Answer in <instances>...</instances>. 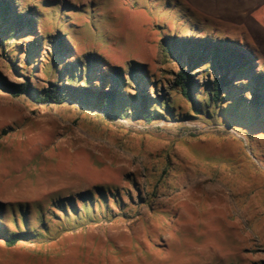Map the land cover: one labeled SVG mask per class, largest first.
<instances>
[{"label":"rangeland","instance_id":"1","mask_svg":"<svg viewBox=\"0 0 264 264\" xmlns=\"http://www.w3.org/2000/svg\"><path fill=\"white\" fill-rule=\"evenodd\" d=\"M49 1L53 8L40 7L41 0L14 1L18 13L25 3L41 13H33L36 36L17 33L0 42L3 82H29L39 90L56 81L60 64L52 43L60 22L54 5L60 2L85 12L73 16L80 26L70 28L73 57L62 61L94 49L88 58L94 62L91 56L104 55L106 71L141 68L156 76L166 93L180 67L198 86L212 78L202 76L187 57L181 56V65L164 62L166 35L236 38L241 29L235 21L212 18L217 10L196 0ZM226 3L259 26L263 36L248 45L264 69V0ZM38 36L44 37L42 47L28 60L27 42ZM171 99L174 110L190 112L179 95ZM94 187L116 189L121 198L118 204L110 199L107 217L101 205L92 221L69 231L60 232L68 227L64 221L46 223L50 239L13 246L0 241V264H264V122L173 116L143 123L69 102L35 103L26 94L14 97L0 89V202L20 205L33 228L37 206L46 210L51 199ZM5 219L10 226L9 209Z\"/></svg>","mask_w":264,"mask_h":264},{"label":"trees","instance_id":"2","mask_svg":"<svg viewBox=\"0 0 264 264\" xmlns=\"http://www.w3.org/2000/svg\"><path fill=\"white\" fill-rule=\"evenodd\" d=\"M14 1L0 0V42L17 33L23 38L31 34L37 35L33 13L41 12L36 9L35 4L30 7L25 3L27 12L23 10L18 13L16 9L18 5L14 4ZM62 3L54 5L58 9L54 18L60 20L55 29L57 36H54L52 43L56 49L55 62L60 64L59 68L54 69L56 81L38 90L32 88L29 82L15 85L0 80L2 91L14 97L26 94L35 103L69 102L107 117H127L143 123L159 121L166 117L173 118V116L196 119L204 117L212 122L218 119L235 123L264 122V69L259 68L261 58L248 45L254 42L244 28L234 34L236 38L205 36L178 40L175 33L166 35L165 39H169V42L161 41L166 44V46L161 45L164 57L167 58L164 62L172 59L173 62L181 65L183 61L181 56H184L188 58V63L194 66V69L203 72L202 76H212L198 86L197 79L180 67L170 85L171 92L166 93L161 91L162 82L141 68L128 66L125 71L113 66L111 71H106L101 64L104 55L97 52V56H91L94 57L92 59H95V63L88 58L94 49H88L72 60L62 61L63 57H73L74 45L69 37L75 40V36L70 33V28L73 30L80 27L73 16L85 13L74 3ZM49 4L51 1L41 0L39 6L53 8ZM51 36L46 34L45 39L48 43H51L48 39ZM43 38L38 36L27 42L25 55L28 60L38 54L39 48L42 47L40 41H43ZM21 64L28 66L27 61ZM31 79L34 77L32 76ZM93 81L100 84V89ZM78 82L84 86H76ZM126 88L134 90L135 94L129 95L123 92ZM150 89L153 91V96L149 94ZM159 90L160 95L157 93ZM175 95H179L186 102L189 113L181 112L178 107L174 110L176 101L171 97ZM136 196H138L137 191ZM110 199L114 204H118L121 200L116 189L102 187L51 199L46 210L36 207L37 220L33 228L29 226L24 209L20 205L14 207L0 202V241L7 246H13L20 242H32L33 239H50L53 235L46 223L64 221L68 227L60 232L69 231L92 221L93 210L96 207L99 209L101 205L104 206L105 211L102 216L107 217L109 214L106 207ZM6 209H9L11 216L10 226L5 219Z\"/></svg>","mask_w":264,"mask_h":264},{"label":"crops","instance_id":"3","mask_svg":"<svg viewBox=\"0 0 264 264\" xmlns=\"http://www.w3.org/2000/svg\"><path fill=\"white\" fill-rule=\"evenodd\" d=\"M196 1H199L201 6L210 5L212 8H215L217 10L216 11L217 15L209 14L212 18L223 20L224 22L228 20L235 21V23L238 26L244 28L250 34V36L252 37V41L254 43H257V40H255L256 38H261L263 36V34L259 31V26L253 21H251L248 15L243 16L242 13H239L238 11H234L236 10V8L234 7L230 9V7L227 6L226 0H196ZM254 7H258V6L256 5ZM230 12L232 14H230ZM254 12L258 13V10H255Z\"/></svg>","mask_w":264,"mask_h":264}]
</instances>
